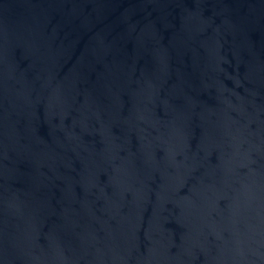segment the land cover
I'll return each mask as SVG.
<instances>
[{"label":"water","instance_id":"1","mask_svg":"<svg viewBox=\"0 0 264 264\" xmlns=\"http://www.w3.org/2000/svg\"><path fill=\"white\" fill-rule=\"evenodd\" d=\"M0 264H264V0H0Z\"/></svg>","mask_w":264,"mask_h":264}]
</instances>
